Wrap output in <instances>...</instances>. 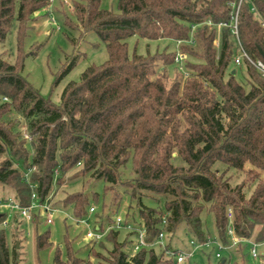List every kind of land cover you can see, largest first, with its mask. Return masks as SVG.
Masks as SVG:
<instances>
[{
	"label": "trees",
	"instance_id": "16d2710c",
	"mask_svg": "<svg viewBox=\"0 0 264 264\" xmlns=\"http://www.w3.org/2000/svg\"><path fill=\"white\" fill-rule=\"evenodd\" d=\"M73 1L76 26L96 33L106 46L108 60L88 67L79 81L68 83L60 104L54 105L23 76L22 60L27 30L40 18L36 13L44 11L50 17L45 8L51 0L18 4L0 0V49H5L15 15L18 22V58L13 63L4 57L6 52L0 53V186L10 189L21 207H29L33 196L41 205L50 203L58 188L78 178L103 180L105 194L111 192L114 201L121 199L115 188L124 186L142 221L136 223L127 215L124 228L132 226L128 237L138 236L144 228L147 246L130 256L122 250L124 242L117 240L119 231L109 229L106 237L113 249L109 263L101 264L176 263L166 250L156 253L152 245L161 233L173 234L182 223L204 240V212L213 215L223 242L232 226L240 241L253 238L263 243L264 182L248 197L245 183L233 185L224 176L229 171L243 173L247 165L249 174L255 168L264 174V78L244 61L247 84L238 82L237 72L232 73V66L238 67L232 28H223L217 57L216 27L208 25L230 23L240 0H119L117 13L103 9L101 0ZM65 21L66 26L72 24L70 18ZM262 22L264 0H243L238 34L253 60L264 61ZM130 38L182 42L181 53L192 59L184 65L187 77L166 85L160 74L177 63L176 49L147 56L130 54ZM194 44L199 54L192 50ZM12 115L24 119L30 139L23 138L20 120L13 121ZM177 158L185 166L174 165ZM127 166L135 179L124 183ZM63 195V209L73 207L76 218L87 217L89 196L81 191H63ZM144 198L157 206L145 205ZM161 199L164 210L158 206ZM5 218L6 213H0V226ZM37 219L33 214L32 221ZM100 226L105 233V225ZM51 245L48 233L37 235L38 251ZM66 249L63 257L56 248L54 264H94L80 258L68 240ZM100 256L95 252V257ZM0 264H18L4 229H0Z\"/></svg>",
	"mask_w": 264,
	"mask_h": 264
},
{
	"label": "rangeland",
	"instance_id": "374dc122",
	"mask_svg": "<svg viewBox=\"0 0 264 264\" xmlns=\"http://www.w3.org/2000/svg\"><path fill=\"white\" fill-rule=\"evenodd\" d=\"M19 1L16 0V3L18 4ZM118 1L101 0V6L103 9L117 13ZM47 7L45 10L49 12L50 17L49 15L45 16L44 11L39 12L40 18L33 22V26L27 30L23 44V76L41 96L48 99L52 104L59 105L61 94L66 85L71 81H79L82 73L88 67L105 63L108 60V52L105 44L99 40L94 31L84 32L76 26L77 20L74 16L75 3L73 0H53L49 5V10H47ZM61 11L65 15L64 18ZM65 18H70V23H72L70 26L63 23ZM17 30L18 22L17 15H15L11 31L6 38L5 49H0V53L6 52L4 57L13 63L18 58ZM222 30L223 28L216 27L214 47L217 51V57H219L221 50ZM195 32L196 28H193L192 34ZM193 38L194 35H192L191 40ZM127 42L130 54L136 52L140 56L165 53V51L173 52L176 49V59L182 56L183 60L179 63L175 60L177 63L166 66V72H162L163 74H160V76L163 77L168 86L176 80H183L187 77L184 65L187 60L192 59L189 58V54L181 53L182 42L176 44L168 40L146 42L137 38H130ZM192 50L195 54L200 53L197 44L193 45ZM71 64V69L61 76ZM161 65L162 62H158L157 66L159 68ZM232 70H236L235 78L238 82L247 84L248 77L245 64L238 67L232 66ZM183 76L185 77L183 78ZM11 118L13 121L20 120L19 131L23 133L24 139H30L24 119L19 115H12ZM174 165L185 166L180 158L175 159ZM131 169L129 166L123 169L122 181L124 183L135 179ZM224 169L225 167L220 168L221 171ZM250 169L251 166L247 165L243 173L234 174V171H229L224 176L233 185L245 183L248 197L252 195L259 184L264 182V174L260 169L255 168L253 174H249ZM104 187L105 182L103 180H92L85 177L78 178L70 184L66 182L65 185L56 188L50 205L58 211L54 215L51 224L47 223L45 215L39 208L33 210V214L38 217L37 222L26 221L21 219L18 213H12L9 217V224L7 226L1 225L0 229L5 230L11 255L13 256L14 253L18 255V264H54L56 248H60L64 257L67 251V240L71 242L72 249L80 258L91 260L94 264L109 263L111 257L109 251L113 249V243L106 237V234L109 229H116L114 220L121 218L124 222L128 215L129 219H133L136 223L142 221L138 215L136 204L132 203L131 205L129 194L124 193L126 189L124 186L117 185L115 188V191L121 193L119 201H114L111 192L105 194ZM63 191H81L90 197L87 217L83 219L76 218L73 207L63 209L61 206V200L64 197ZM11 195L10 189L0 186V198L6 199L12 197ZM150 195L154 197L150 199L154 201L158 199L157 196ZM150 199L144 198V204L157 206L155 202L149 201ZM58 200L60 202L55 203ZM158 206L164 210L162 199ZM91 208H94V212L89 214ZM102 215H107L110 218L101 217ZM201 217L205 235L204 240L191 234L186 225L182 223L173 234L164 233L161 245L158 243L152 245L155 252L160 253L166 250L167 253L168 250H171L181 253L186 256V261L183 264H221L223 261H225V264H264V242L255 243L253 238L248 242L240 241L233 234L229 235L223 242L215 228L213 215L204 212ZM228 217L232 219L231 212H229ZM87 219L89 220L87 226L77 222L78 220ZM16 220L17 222H15ZM105 220L106 222H104ZM107 220H110V222ZM101 224L105 225L107 229L105 234L100 238H88L87 233L89 231L95 232L96 227H101ZM116 230L119 231L118 242H124L122 250L130 256L135 255L142 248L136 249L138 237L134 235L128 237V230L123 226ZM45 233L49 234L52 245L38 251L37 235ZM168 245L170 249H167ZM253 247L256 250L257 257L252 256L251 248ZM95 252L101 254L100 258L95 257ZM217 254H220V257H217ZM174 264H177V262Z\"/></svg>",
	"mask_w": 264,
	"mask_h": 264
},
{
	"label": "built area",
	"instance_id": "2783aa9c",
	"mask_svg": "<svg viewBox=\"0 0 264 264\" xmlns=\"http://www.w3.org/2000/svg\"><path fill=\"white\" fill-rule=\"evenodd\" d=\"M53 0H51L52 2ZM243 0H240L237 9L233 15L232 21L230 23H219L217 25H213L211 22H208V25L213 26V27H218V28H227V27H231L232 28V32L234 33V35L236 36L237 39V51L238 54L236 55L235 59H234V63L237 66H240L244 61L248 62L250 65H252L257 71L258 73L264 78V61L263 60H253L248 53L245 51V49L243 48L241 41L239 39V34H238V14H239V8L241 5V2ZM47 10H49V6L47 7ZM39 13H36V15H38ZM52 20L54 21V19L52 18ZM262 26L264 27V22L261 23ZM195 28V27H194ZM181 43V42H179ZM217 46H219V44H217ZM177 62L179 63V61L183 60V57L180 56L177 59ZM27 138V137H26ZM36 197L33 196V202L29 207H21L14 198L9 197L6 199H2L0 198V213H6V218L3 221V226H7L9 223V217L11 216L12 213H18L21 219H24L26 221H31L33 220V210L39 208L41 210V212L45 215L46 217V221L48 224L53 223V217L56 214V212L58 210H56L55 208L51 207L49 201L47 200L44 204H39L36 200ZM94 212V208L90 209V214H92ZM229 217L231 218V216L229 215ZM88 219L87 220H78L77 222L79 224H83L86 225L88 224ZM17 222V220L15 221ZM124 227V222L121 218L116 219L115 221V228L119 229L121 227ZM128 230H132V226L128 225L127 226ZM105 233H102L98 227H96V231L92 232L89 231L87 233V237L88 238H94V237H101L103 236ZM145 229H139L138 230V243L136 245V249H139L140 247H144L147 246L146 242H145ZM228 234L229 235H234V231L232 226L228 227ZM164 238V233H161L159 236V239L156 243L158 244H162V240ZM255 245V244H254ZM251 253L253 257H257V253L255 248H251ZM167 254L170 257H173L176 259L177 264H183L186 261V256L181 254V253H176L174 251L168 250ZM217 257H220V254H217Z\"/></svg>",
	"mask_w": 264,
	"mask_h": 264
},
{
	"label": "water",
	"instance_id": "95a60500",
	"mask_svg": "<svg viewBox=\"0 0 264 264\" xmlns=\"http://www.w3.org/2000/svg\"><path fill=\"white\" fill-rule=\"evenodd\" d=\"M263 59H264V53H262ZM235 70L232 71L233 74H235Z\"/></svg>",
	"mask_w": 264,
	"mask_h": 264
}]
</instances>
